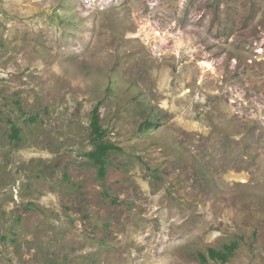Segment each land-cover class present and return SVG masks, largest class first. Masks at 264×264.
I'll return each instance as SVG.
<instances>
[{
	"label": "rangeland",
	"instance_id": "1",
	"mask_svg": "<svg viewBox=\"0 0 264 264\" xmlns=\"http://www.w3.org/2000/svg\"><path fill=\"white\" fill-rule=\"evenodd\" d=\"M232 244L264 264V0H0V264Z\"/></svg>",
	"mask_w": 264,
	"mask_h": 264
},
{
	"label": "trees",
	"instance_id": "2",
	"mask_svg": "<svg viewBox=\"0 0 264 264\" xmlns=\"http://www.w3.org/2000/svg\"><path fill=\"white\" fill-rule=\"evenodd\" d=\"M91 129L92 134L96 137V139H102L103 138V131L99 126V116L97 114V109H94L91 116ZM152 125H148V127H151ZM13 136H17V130L13 128ZM113 146L107 143H96L95 144V150L91 153L92 159L99 165L100 167V175H102L103 172V166H104V158L106 154L113 150ZM236 245L232 244L230 246L224 247L223 251H216L213 249L208 250V255L205 257L202 254L199 255L200 261L205 264L207 260L220 262V263H226L228 259L232 255V251L235 249Z\"/></svg>",
	"mask_w": 264,
	"mask_h": 264
}]
</instances>
